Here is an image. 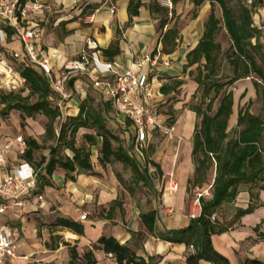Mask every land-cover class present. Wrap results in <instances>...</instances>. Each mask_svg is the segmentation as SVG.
<instances>
[{"label": "crops", "instance_id": "0c3cea01", "mask_svg": "<svg viewBox=\"0 0 264 264\" xmlns=\"http://www.w3.org/2000/svg\"><path fill=\"white\" fill-rule=\"evenodd\" d=\"M8 1L10 0H0L4 3ZM35 1L43 8L29 11L26 22L41 31V46L55 73L68 61L77 59L81 53L92 52L88 42L93 40L103 53V59L117 61L122 69L131 68L148 76L157 93L156 108L168 118V123L175 127V131L160 141L152 157L148 155L147 158L152 160L149 162V171L156 172L154 182L150 186L151 195L142 208H134L131 196L126 190L124 194L122 192L112 163L102 165L100 162L103 138L98 136L94 129L82 127L76 134L77 141L86 134L94 135L95 144H88L87 147L91 151L92 169L77 167L76 171L71 173L75 178L72 180L62 166H57L52 174H48L45 169L54 149L57 157L65 159L74 156L68 146L59 145L57 122L54 125L55 133L50 134L47 132L49 119L42 113L23 119L20 110L12 109L6 114L0 112V152L4 151L6 159L5 164H0V181L19 163L28 161L24 154L28 149L26 140L31 137L41 146L34 151L33 162H29L40 169L38 193L44 196V201L38 202L36 194H32L25 199L23 207H9L5 213L0 214V225L12 224L17 230V256L8 264H28L26 260H30L31 256H35L39 264H68L71 259L69 246L61 242L50 245V238L59 231L50 233L45 228L48 224H55L58 218L72 219L83 224L84 235L63 228L65 236L69 231L75 234V238H70L76 241L74 244H71L69 239H66V242L76 247L81 256L86 251H93L97 264H115L97 243L102 236L115 237L122 244L130 243L138 256L147 261L151 258L154 264H187L189 248L186 244L163 240L159 235L170 230L183 229L190 224L192 201L197 192H204L206 198L212 197L214 179L211 184L205 182L202 186L193 182L196 172L193 138L198 117L193 109H183L187 102L184 98H190L198 89L195 80L198 63L187 68L188 53L198 46L205 32V23L212 13L211 2L205 0L202 8L198 10L197 18L187 21L186 11H193V0H179L175 7V18L165 30L176 24L180 35L176 49L166 53L161 42L162 31L159 30L162 15L151 11L153 3L168 8L161 0H142L139 14L132 20L128 11L130 0ZM215 9L218 14L216 7ZM256 21L264 24V17L262 16L261 20L255 17ZM1 25L0 23V28ZM115 41L119 44L118 52L110 57L106 51ZM0 48H3L2 52L9 61L11 59L7 55L13 58L14 52H23V45L16 34L8 40L6 33V40L0 44ZM165 62L169 64L166 65ZM1 78L0 74V83ZM69 89L72 92L69 120L78 116L84 101L95 106V99L104 108L106 102L102 96L78 73L72 76ZM1 90L10 93L3 88H0V92ZM28 93L29 89L26 87L22 96ZM250 96L252 97V93ZM50 97L48 100L52 106ZM243 106L245 105L234 102L229 126L237 123L238 112ZM1 108H5V104L1 103ZM172 113H180L179 118H174ZM109 115L112 118H108L107 123L113 126L115 122L122 128V121L113 119V112H109ZM18 136L23 137L24 144L17 142ZM76 146L80 147L77 143ZM146 155L143 157L144 163L147 161ZM43 158L44 164L37 166ZM170 182L179 184L177 191H170ZM252 186L241 184L237 198L230 203H224L215 215L220 221L231 219L237 209L249 207L251 191L258 192L259 200L252 199V202L258 204L255 211L243 216L229 233L249 230L251 232L244 239L264 242V238L259 235L264 233V223L259 233L253 235L252 232L264 220V189ZM115 201L119 202V205L120 201L124 202L123 212L119 211L118 204L114 205ZM151 210L156 212L154 232L148 229L141 218L142 213ZM230 212L232 214L228 217ZM84 214L87 218L81 219ZM118 219H122L120 223L117 222ZM57 227L60 229V226ZM215 239L213 236V242ZM232 240L227 245L232 244L234 249H238V240L235 237ZM238 242L245 243L243 240ZM19 253H23V256H19ZM199 264L211 263L201 260ZM238 264L243 262L239 260Z\"/></svg>", "mask_w": 264, "mask_h": 264}, {"label": "trees", "instance_id": "16d2710c", "mask_svg": "<svg viewBox=\"0 0 264 264\" xmlns=\"http://www.w3.org/2000/svg\"><path fill=\"white\" fill-rule=\"evenodd\" d=\"M212 4V13L205 23V32L198 46L188 53V64L192 66L198 63L197 76L198 91L202 93V101L208 100L207 108L194 107L197 117L201 121L197 122L194 132L193 158L196 164V172L193 182L198 185L208 182L209 171L215 168V178L212 186V197H201L202 213L197 218H192L190 224L179 230H170L159 235L163 240L174 243H183L189 248L186 261L187 264H199L201 260H206L212 264H230L229 260L219 254L213 245V236L232 229L238 221L246 214L252 213L258 206L252 199L259 200V193L251 191V203L249 207L237 209L234 216L226 221H220L216 217L217 210L224 204L234 201L239 194L241 184H251L252 188L264 189V34L254 26V13L256 7L261 5L262 0H255L252 6L247 4V0H239L236 8L230 5V0H209ZM24 0H21L23 3ZM179 0H172L173 8L161 7L157 3L151 5L152 12H159L162 18L159 23V30L162 31L163 51L173 52L177 47V39L180 31L175 24L165 30L175 16V7ZM205 0H193L195 7H200ZM216 4L222 11V18L216 12ZM143 5L142 0H130L128 11L131 20L139 14V9ZM198 16L193 13L192 18ZM224 28L229 34L232 44L231 64L234 66V74L226 83L218 79L219 54L222 46L216 41L218 33ZM1 23V22H0ZM2 24V23H1ZM8 40L15 35V30L4 24L1 25ZM119 44L115 41L111 48L106 51L108 56H113L118 52ZM203 60L204 63L202 62ZM17 70L27 81L29 93L22 96V91H12L10 93H0V112L8 113L12 109L20 110L22 118L33 117L37 113H42L49 119L47 132L55 133L54 125L59 116V111L49 103L52 94L44 75L38 73L32 67H27L20 62ZM253 77V83L257 94L262 96L263 115H255L249 105L243 106L238 112L237 131L234 136L228 131L229 119L233 113L235 102L234 92L228 87L235 82ZM256 77V78H255ZM245 90L241 97L246 96ZM37 95L38 100L31 103L30 99ZM220 98L219 106L214 114H211L215 101ZM252 101H249V104ZM1 103L5 108H1ZM109 103L104 104V108L98 109L88 101H84L78 116L71 118L62 126L60 135L57 137L59 145L68 146L74 156L60 158L52 151L45 169L48 174H52L57 166H62L68 172V177L75 180L72 172L77 167L92 169L91 151L85 146H76V134L82 127L94 129L98 136L103 138L100 162L102 165L115 162L122 163L125 168H130L138 181H146L149 168L142 169V163L135 157L130 149L126 148L121 137L108 127V118H112ZM109 116V117H108ZM115 113L113 110V119ZM85 138L89 145L95 144V136L86 134ZM28 149L24 158L30 162L34 160V151L41 146L31 137L27 138ZM128 145V142H127ZM45 162L43 158L37 166H42ZM262 183V184H261ZM119 202L115 201V204ZM213 217H215L213 219ZM143 222L151 232L155 231L156 212L151 210L141 214ZM261 224L255 227L259 233ZM56 226L73 231L78 235H84L83 224L72 219L58 218ZM66 232V237L75 238L72 232ZM135 233H133L134 236ZM264 238V233L259 234ZM106 253H112L115 264H154L150 258L137 255V252L130 246V243L122 244L115 237L102 236L97 241ZM64 245L70 248L69 264H97L93 251H86L81 256L76 247H72L65 242ZM50 246V245H49ZM52 247V246H51ZM244 264H264V261L248 259Z\"/></svg>", "mask_w": 264, "mask_h": 264}, {"label": "built area", "instance_id": "2783aa9c", "mask_svg": "<svg viewBox=\"0 0 264 264\" xmlns=\"http://www.w3.org/2000/svg\"><path fill=\"white\" fill-rule=\"evenodd\" d=\"M172 9V0H161ZM255 0H247L252 6ZM43 6L35 0H10L0 2V21L11 27L23 45V52H14L13 58L32 67L44 75L52 92L50 101L52 107L59 111L57 128L60 135L62 126L70 118V101L72 92L69 82L74 74L85 77L92 87L98 91L103 100L109 103L115 112V118L122 121V128L128 132V147L137 159L144 164L145 151L151 146L154 134L159 132L165 136L174 133L175 127L168 123V118L156 108L157 93L147 75L138 73L131 68L122 69L120 63L103 59V53L98 49L95 41L88 42L92 52H83L77 59L68 61L55 73L49 58L44 54L41 46V31L26 22L29 11L41 9ZM264 17V0L256 7L254 26L264 34V24L255 22V17ZM6 40V33L0 28V42ZM168 65V62H165ZM0 74L2 75L0 88L9 92L21 91L27 87L26 79L10 63L0 48ZM17 142L25 143L22 136ZM4 151L0 152V164H5ZM40 169L29 161L19 163L10 173L0 181V214L9 207L24 206L25 199L36 194L37 201L43 202L44 196L39 194ZM170 191H177L179 184L170 182ZM204 192H197L192 201L190 215L197 218L202 213L201 197ZM87 215L81 216L86 219ZM215 217H213L214 219ZM17 230L8 223L0 225V264L8 262L17 256ZM112 259V253L107 254Z\"/></svg>", "mask_w": 264, "mask_h": 264}, {"label": "rangeland", "instance_id": "374dc122", "mask_svg": "<svg viewBox=\"0 0 264 264\" xmlns=\"http://www.w3.org/2000/svg\"><path fill=\"white\" fill-rule=\"evenodd\" d=\"M238 3H239V0H230V5L234 8H236ZM201 8H202V6L195 7V5H194L193 11H190V10L186 11L188 13H187V16L185 17V20H187V21L191 20L193 13L197 12V10H200ZM216 8L218 11V16L220 18H222V11L220 10V7L218 4H216ZM221 25H222L223 29L218 33V35L216 37V41L218 43H220L222 46L221 52L219 54L220 67H219L218 79L222 83H226L230 80V78L234 74V66L231 64V58H230L231 54H232L231 49H232L233 42H232L229 34L227 33L226 29L224 28L223 22ZM1 43L2 42H0V44ZM1 50H3V48H1ZM7 56L9 59H11L10 63L17 69L19 67L20 62L11 58V56H9V55H7ZM253 81H254L253 77H247V78L241 79V80L235 82L234 84L230 85L228 87V90H232L234 92L235 102H239L240 105H249L250 111L255 115H263L262 96L257 94ZM245 90H247V92H246V96L243 98V97H241V95ZM2 92L4 93L3 90H1L0 93H2ZM251 93H252V97L250 96ZM220 98L221 97H219L215 101L214 108H213V111L211 112V114H214L216 112L217 107L219 106ZM180 99L181 100L186 99V101H187L184 104L183 109H185V108L193 109L194 107H202L203 109L207 108L208 100H206L205 102L202 101L201 91L196 92L190 98L186 96V98H184V99L180 98ZM250 100L252 102L249 104ZM36 101H37V96H34V98L30 99L31 103H34ZM94 103H95L94 105L96 108H98V109L103 108L101 103L96 102L95 99H94ZM111 111L113 112V109ZM179 114L180 113H172L174 118H177L179 116ZM198 121L200 122L201 118H198ZM56 122H57L58 126L61 123L58 119L56 120ZM107 124L110 127V129H112L113 131H115L117 134L120 135L124 145H126V148L129 149V147L127 145V142H128L127 131L118 127V125L115 122H113V126H110L109 123H107ZM236 125H237V123L229 126L228 131L231 133V136H234L236 134V131H237ZM164 137H165V135H163L161 133H155L154 134V138L152 140L151 146L149 147V149L147 151H145V152H147V153H145V154H147L146 158L148 157V155H149V157L153 156L154 152L157 150L156 148L159 147L160 141ZM76 143L79 146L85 145L86 147H88V142L85 138V135L81 136L79 141H77V139H76ZM149 162H152V160L147 158V161L144 164H142V167H143L142 169H144L146 166L149 168V166H150ZM112 167H113V172L115 173V175H116V177L120 183L123 194H124V190H126L128 192V194L131 196V201L133 203L134 208H142L141 206L144 205V203H146V199L148 198L149 195H151L150 186L154 182L153 179H155L156 172L148 171L149 172L147 174L148 179L146 181H138L134 172L130 168H125L122 163H119V162L112 163ZM215 175H216L215 168H212L209 171V177H208L207 184L212 183L213 179L215 178ZM123 203L124 202L120 201V205L118 204L119 208H120L119 211H121V212H123V206H122ZM232 209H233V207H232ZM228 212H229V209H228ZM232 213H233V211H232ZM232 213L231 212H230V214L228 213V217ZM249 214H251V213H249ZM121 220L122 219H118L117 222L120 223ZM123 222H125V221H123ZM10 225L13 226L12 224H10ZM46 226L47 227H45V228H47V230L50 233L59 231L58 234H56L55 236H52L50 238V242H49L50 245L51 244H52V246L57 245V244H59V242H61L64 245V243L67 241L66 239H69L71 244H74L76 242L73 239L66 238V236L64 234V230L62 227H60V229H59L55 224H48ZM249 232H251V231L246 230V231H240V232H233V234L235 233L233 235V234H230L229 231H226L223 233L215 234L214 237H216V239L214 240L213 245L215 244L214 247H215L216 251L219 254L226 257L229 260L230 264H238L239 260L241 262H243V264L248 259L263 260L264 259V242L263 241L252 242L251 239H247V240L244 239L245 237H248ZM252 232H253V235H256L255 230ZM222 237H223V239L221 240ZM234 237L238 241L243 240L245 242V243H243V242L240 243L237 241L238 249H234L232 247V244L227 245V244H229L228 242H230V240L234 239ZM232 242H233V240H232ZM21 254L19 253V256H23V253H21ZM79 254L81 255L80 252H79ZM26 261L28 262V264H39V261H37L35 256H31L30 260H26ZM204 261H206V260H204ZM209 263H211V262H209Z\"/></svg>", "mask_w": 264, "mask_h": 264}]
</instances>
